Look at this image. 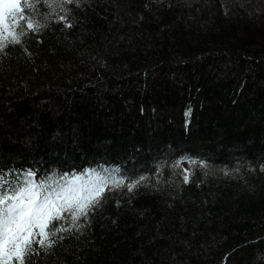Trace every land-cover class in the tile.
Wrapping results in <instances>:
<instances>
[{"label": "trees", "instance_id": "obj_1", "mask_svg": "<svg viewBox=\"0 0 264 264\" xmlns=\"http://www.w3.org/2000/svg\"><path fill=\"white\" fill-rule=\"evenodd\" d=\"M20 3L0 171L108 185L25 264H264V0Z\"/></svg>", "mask_w": 264, "mask_h": 264}, {"label": "snow or ice", "instance_id": "obj_2", "mask_svg": "<svg viewBox=\"0 0 264 264\" xmlns=\"http://www.w3.org/2000/svg\"><path fill=\"white\" fill-rule=\"evenodd\" d=\"M64 3L71 4L73 0H64ZM10 18L16 23L10 24ZM60 20L66 27H72L66 16H61ZM21 21L26 22L29 30L35 31L38 27L24 15L20 0H0V52L8 42L20 43V34L12 28L20 27ZM103 171L107 170L101 169ZM112 171L118 173L119 170ZM184 181L188 182V175ZM139 182L128 183V190ZM115 186H123V180L117 181ZM107 187L105 177L95 169L72 178L65 176L61 180L40 182L36 181L35 172L31 170L15 182L0 171V264H12L13 260L25 264V257L33 251L34 244L51 248L52 237L71 231L63 224L53 225L54 221L67 220L65 213L70 216L72 227L79 230L81 217L87 218L89 212L100 204Z\"/></svg>", "mask_w": 264, "mask_h": 264}, {"label": "rangeland", "instance_id": "obj_3", "mask_svg": "<svg viewBox=\"0 0 264 264\" xmlns=\"http://www.w3.org/2000/svg\"><path fill=\"white\" fill-rule=\"evenodd\" d=\"M9 23L10 24H13V20H11V18L9 19ZM12 31H13V28H12ZM190 169H191V165L188 164V163H185L181 166V170L183 171V174L184 176L185 175H188L189 176V173H190ZM38 231V230H37Z\"/></svg>", "mask_w": 264, "mask_h": 264}]
</instances>
